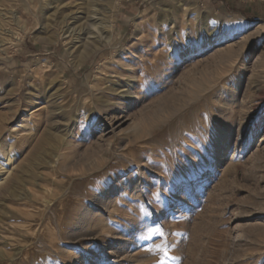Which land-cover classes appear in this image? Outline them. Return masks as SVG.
Returning a JSON list of instances; mask_svg holds the SVG:
<instances>
[{"label":"rangeland","instance_id":"obj_1","mask_svg":"<svg viewBox=\"0 0 264 264\" xmlns=\"http://www.w3.org/2000/svg\"><path fill=\"white\" fill-rule=\"evenodd\" d=\"M0 264H264V0H0Z\"/></svg>","mask_w":264,"mask_h":264},{"label":"bare ground","instance_id":"obj_2","mask_svg":"<svg viewBox=\"0 0 264 264\" xmlns=\"http://www.w3.org/2000/svg\"><path fill=\"white\" fill-rule=\"evenodd\" d=\"M93 1H94V0H93ZM50 7H51V6H50ZM50 7H49V8H50ZM93 10H94V9H93ZM92 12H93V11H92ZM92 19H93V18H92ZM106 26H107V25H104V24H103V27H105V28L103 29L104 31H107V30H106V28H107ZM89 38H90V36L86 37V39L84 38V42L87 43V42H88L87 40H88ZM104 43L107 44V38H104V37L102 36V37L97 38V40L95 41V43L93 44V46H95L94 48L97 49V48H96L97 45H101V46H102V44H104ZM91 45H92V44H91ZM97 47H98V46H97ZM99 47H100V46H99ZM91 52H92V51H91ZM112 107H113V106H112ZM6 165H7V163H6Z\"/></svg>","mask_w":264,"mask_h":264}]
</instances>
